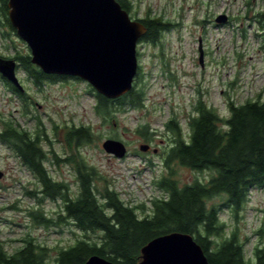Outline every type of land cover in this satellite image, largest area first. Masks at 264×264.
Returning <instances> with one entry per match:
<instances>
[{
    "label": "rangeland",
    "instance_id": "obj_1",
    "mask_svg": "<svg viewBox=\"0 0 264 264\" xmlns=\"http://www.w3.org/2000/svg\"><path fill=\"white\" fill-rule=\"evenodd\" d=\"M130 3L134 19L164 16L179 24L156 43L139 41L138 87L146 92L144 107L117 108L109 120H102L96 113V91L92 85L81 78H69L45 80L40 86L26 82L25 88L33 99L31 112L26 115L23 101L0 82V123L15 126L12 122L15 121L34 134L40 131L44 149H53L63 159L72 151L64 140L67 127L90 125L94 138L81 149L84 158L108 179L123 200L137 205L162 195L155 180L169 173L163 154L173 139L165 123L173 115L188 137V117L199 98L225 117L229 115V100L240 104L256 99L259 94L264 99L263 38L251 19L263 8L264 0H131ZM219 14L228 15L226 24L216 23ZM19 47L22 53L31 52L21 41ZM18 77L26 79L24 70L18 72ZM146 124H150L152 131L150 139L138 132V127ZM108 138L122 140L128 154L122 159L109 155L103 148ZM149 142L158 148L157 153L140 150L141 144ZM53 159L50 154L46 161L49 173L53 179L69 184L71 194L77 195L80 186L74 167L63 161L53 163ZM174 166L181 185L196 179L207 182L212 173ZM0 171V245L5 250L14 253L24 246V238L33 237L38 244L48 247L47 261H52L61 247L84 238L85 233L74 223L57 221L47 226L34 221L31 212L35 210L59 220L63 201L42 193L37 176L3 141H0ZM219 201L216 198L213 202ZM138 213L143 215L142 211ZM221 217L228 224V231L239 228L242 240L246 241L247 257H251L255 246L264 247V233H260L264 227V186L250 191L249 202L237 217L228 207L222 210Z\"/></svg>",
    "mask_w": 264,
    "mask_h": 264
},
{
    "label": "trees",
    "instance_id": "obj_2",
    "mask_svg": "<svg viewBox=\"0 0 264 264\" xmlns=\"http://www.w3.org/2000/svg\"><path fill=\"white\" fill-rule=\"evenodd\" d=\"M130 1L118 0L129 13ZM251 19L257 24L264 46V6ZM137 20L147 27L141 40L152 43L179 26L164 16ZM23 59L38 85L45 80L75 78L46 74L31 64L30 57ZM139 72L132 90L119 98L95 93L96 113L102 120H109L117 108L146 105V92L138 87ZM227 107L229 115L225 117L199 98L188 117V137L175 115L165 123L173 141L163 154L169 173L155 180L162 195L137 205L123 200L121 193L84 158L81 149L94 138L90 125L67 127L64 140L72 151L63 159L53 149H44L40 131L32 136L5 122L3 139L37 176L41 192L63 201L59 220L35 210L31 212L34 221L47 226L57 221L74 223L85 236L68 247H61L52 261H47L48 247L38 244L33 237L24 238V246L14 253L0 245V264H84L92 255L103 256L116 264H137L142 260V248L150 240L174 231L192 234L210 264H264V247L255 246L252 256L247 257L246 241L242 240L239 228L228 231V224L221 217L225 207L237 217L246 208L250 191L264 186V99L259 94L256 99L240 104L229 100ZM138 132L147 139L152 136L150 124L140 125ZM55 133H59L58 126ZM50 154L56 162L70 163L76 170L80 186L77 195L71 194L69 184L53 179L49 173L46 161ZM174 164L196 171H212L211 177L207 182L196 179L181 185L176 179ZM216 198L220 201L213 202ZM90 233L97 236L91 237ZM260 233H264V227Z\"/></svg>",
    "mask_w": 264,
    "mask_h": 264
},
{
    "label": "water",
    "instance_id": "obj_3",
    "mask_svg": "<svg viewBox=\"0 0 264 264\" xmlns=\"http://www.w3.org/2000/svg\"><path fill=\"white\" fill-rule=\"evenodd\" d=\"M8 4L11 23L28 44L32 63L44 73L81 78L110 99L132 90L139 69L138 44L147 27L118 0H9ZM227 21V14L216 18L220 25ZM15 65L13 60L0 59V72L22 88ZM150 147L141 144L140 150ZM103 148L118 159L128 154L127 145L115 138L106 139ZM84 264L116 263L92 255ZM137 264L210 262L192 234L174 231L150 240Z\"/></svg>",
    "mask_w": 264,
    "mask_h": 264
},
{
    "label": "flooded vegetation",
    "instance_id": "obj_4",
    "mask_svg": "<svg viewBox=\"0 0 264 264\" xmlns=\"http://www.w3.org/2000/svg\"><path fill=\"white\" fill-rule=\"evenodd\" d=\"M9 0H0V59L3 60H13L15 62V70L16 74L18 77V72L20 70H24L26 73V79L19 78V82L22 86V88L18 87L15 83L12 81L8 80L6 77L2 75L0 72V82L5 85L6 90L11 91L15 96H17L19 99L23 101L24 108H23V113L28 115L31 112V105L33 104V99L31 96H29L26 85V82L32 81L34 82V77L33 74L31 73L32 70L30 69L29 65H26L24 62L23 58L30 57V62L32 63V57H31V52L29 53L28 51L26 53H22V49L19 47V42L21 41L24 44V47L30 49L28 47V44L20 38L18 34L17 28L14 26L13 23H11L10 17H9ZM31 51V50H30ZM35 65V64H34ZM54 75V74H52ZM44 82V81H43ZM42 82V83H43ZM35 83V82H34ZM42 84H39V86ZM2 119V113L0 111V121ZM14 122L15 126L18 127L20 130L27 131L29 134L34 136V133L24 129V127L20 126L17 122ZM5 123V122H4ZM5 124L0 123V141L5 142L11 149L12 151L16 154L17 157L21 160L22 164L29 168L21 159V156L19 153L11 147V145L3 139V132L5 130ZM173 139V138H172ZM173 141V140H172ZM163 142V141H162ZM150 148L145 151L144 153H148L151 150L154 151V153L158 152V148H153V144L149 142ZM172 146V143L169 145V148ZM168 148V149H169ZM53 163H56L55 158L52 160ZM30 169V168H29Z\"/></svg>",
    "mask_w": 264,
    "mask_h": 264
}]
</instances>
